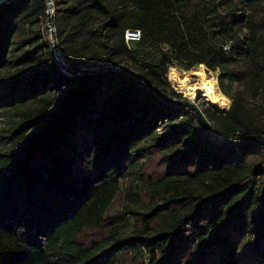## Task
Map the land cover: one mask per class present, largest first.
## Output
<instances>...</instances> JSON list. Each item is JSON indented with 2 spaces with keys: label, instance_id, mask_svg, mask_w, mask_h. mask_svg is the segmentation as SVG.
<instances>
[{
  "label": "trees",
  "instance_id": "1",
  "mask_svg": "<svg viewBox=\"0 0 264 264\" xmlns=\"http://www.w3.org/2000/svg\"><path fill=\"white\" fill-rule=\"evenodd\" d=\"M54 1L65 63L47 0H0V264H264V146L157 92L183 98L169 71L205 64L240 83L225 113L204 105L213 126L264 133V0ZM129 175L145 195L108 215Z\"/></svg>",
  "mask_w": 264,
  "mask_h": 264
},
{
  "label": "rangeland",
  "instance_id": "2",
  "mask_svg": "<svg viewBox=\"0 0 264 264\" xmlns=\"http://www.w3.org/2000/svg\"><path fill=\"white\" fill-rule=\"evenodd\" d=\"M202 1L213 3V4H218L222 2V4H219V7L222 9L227 6L226 4L227 0H202ZM46 25H47V20L41 22V26L39 24L38 27H40L43 33V36L50 40L49 34H47L46 33L47 31L45 30ZM98 63L105 64V63H108V60L101 59L100 61H98ZM127 64L129 63L121 62L119 65L127 67L128 66ZM204 65L199 66L197 64L195 67L193 66L192 69L185 71L180 65L174 64L173 66H175V68L171 67L172 71L171 73H169L170 75L174 77L172 85L175 89L181 92L183 98L192 100L201 109H203L204 105H212L206 98V94L203 92V93H200L196 97H192L187 93V86L193 85L195 83L196 84L201 83L202 76L203 77L208 76V77L215 78L217 80L216 85L219 88V93H221L226 99L228 98L229 102L223 107L224 111H218L217 109L213 108V105H212V109H214L218 113H225L229 109L232 103V99L224 91L222 84L224 83L227 91H229V93L232 94L235 91V89L240 87V83L229 77H224V78L219 77V73L217 74L218 78H216L210 74L211 71L207 68L206 65L205 66ZM205 74H208V75H205ZM249 103L251 104V107L255 110L259 120L262 123H264V87L262 91L260 92V95L258 96V98L255 100L249 101ZM146 168L149 174L157 175L162 169L161 164L158 161V157H155L152 160L148 161ZM143 186H144L143 182L138 179H135L133 175H129L127 177L122 178L121 187L118 193L116 194V197L112 201L110 207L108 208L107 214L111 215V214L120 213L127 206L130 207V205H134L133 203L135 202L136 192H139L141 195H145V193L142 192ZM124 215L127 218L130 217L129 213H125ZM130 222H131L130 226H132V221L130 220ZM109 227H110L109 223H104L100 226H92V227L86 228L80 234L79 238L87 243H90L93 239H101L104 235H107L109 233ZM127 230H129V228H127Z\"/></svg>",
  "mask_w": 264,
  "mask_h": 264
},
{
  "label": "water",
  "instance_id": "3",
  "mask_svg": "<svg viewBox=\"0 0 264 264\" xmlns=\"http://www.w3.org/2000/svg\"><path fill=\"white\" fill-rule=\"evenodd\" d=\"M143 81V80H142ZM160 96L164 97L166 100H168L170 103L173 104H179L184 105L187 107H190L193 111H195L197 119L201 126L206 129L210 135L214 138H216L218 141H221L223 143H227L234 146H243L250 143H257L264 146V133H255L243 140H234L230 137H226L223 134H221L211 123V121L207 118L203 110L192 100L181 98V99H173L165 95L163 92L157 90Z\"/></svg>",
  "mask_w": 264,
  "mask_h": 264
},
{
  "label": "bare ground",
  "instance_id": "4",
  "mask_svg": "<svg viewBox=\"0 0 264 264\" xmlns=\"http://www.w3.org/2000/svg\"><path fill=\"white\" fill-rule=\"evenodd\" d=\"M216 81L217 80L213 77L202 76L201 83H195L193 85L187 86V93L192 97H196L200 93L204 92L206 94V98L215 109L218 111H224L223 107L229 102V99H226L221 93H219V88L216 85Z\"/></svg>",
  "mask_w": 264,
  "mask_h": 264
},
{
  "label": "built area",
  "instance_id": "5",
  "mask_svg": "<svg viewBox=\"0 0 264 264\" xmlns=\"http://www.w3.org/2000/svg\"><path fill=\"white\" fill-rule=\"evenodd\" d=\"M48 7L46 9L47 13V29L49 38L51 41V44L53 48L55 49L56 56L59 60L63 61V56L61 55V52L59 51V42L56 35V26L53 23V17L56 13V7H55V1L54 0H47ZM142 36V32L140 29H132L128 28L125 31V39L127 43H131L132 41L139 40ZM65 63V61H63ZM172 69L169 71L171 73Z\"/></svg>",
  "mask_w": 264,
  "mask_h": 264
}]
</instances>
